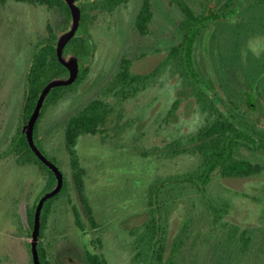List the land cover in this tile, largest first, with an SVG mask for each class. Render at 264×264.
<instances>
[{"label": "rangeland", "instance_id": "rangeland-1", "mask_svg": "<svg viewBox=\"0 0 264 264\" xmlns=\"http://www.w3.org/2000/svg\"><path fill=\"white\" fill-rule=\"evenodd\" d=\"M91 1L80 0L78 6ZM243 1L236 0L237 11ZM142 4L143 0H131L112 14L99 12L93 25L84 19L78 34L88 28L92 50L88 59L78 58L81 66L88 67V74L83 81L57 91L54 96L63 94L57 102H44L34 141L63 173L65 186L48 202L52 210L40 245L49 260L60 264H86L84 252L88 249L106 256L110 264L154 262L151 246L144 242L148 232L143 223L155 211L158 234L165 233L168 226V235L175 236L186 227L177 239L184 246L173 264H264V183L255 192V206L240 198L242 185L236 184L240 179L215 176L205 198H193L196 194L190 184L159 183L171 175L193 171L200 161L196 154L175 156L166 150L174 141L196 133L208 115L189 94L176 61L170 60L167 66L165 62L171 48L182 41L180 5L188 4L198 14L201 0H155L150 32L145 36L134 30ZM217 6L219 3H212L213 12ZM59 17L60 10L46 4L0 0V264H31L27 210L52 189L50 173L32 153L20 150L19 143L33 56L38 43L47 39L49 28H56ZM240 20L239 15L227 17L219 31L215 25L202 29L200 38L206 46L197 48L195 63L203 69L204 78L213 75L214 57L226 59L232 52L236 54L241 39L252 33L251 27L239 35ZM249 46L252 49V39ZM71 49L69 45L66 51ZM125 57L131 60L132 74L149 75L160 69L136 94L127 96L110 89ZM201 82L199 88L216 102L211 83ZM218 90L226 102L223 91ZM94 99L113 106L103 132L81 136L76 146L86 172L85 193L95 225L88 220L75 190L64 134L68 119ZM176 99L181 104L170 116ZM222 104L219 101L218 106ZM249 109L241 107L246 119L252 118ZM241 155L248 157L249 152L243 149ZM254 182L252 179L251 185ZM74 207L81 214L84 230L76 223ZM244 227L248 233L241 237Z\"/></svg>", "mask_w": 264, "mask_h": 264}, {"label": "trees", "instance_id": "trees-1", "mask_svg": "<svg viewBox=\"0 0 264 264\" xmlns=\"http://www.w3.org/2000/svg\"><path fill=\"white\" fill-rule=\"evenodd\" d=\"M31 3H42L54 4L61 8L59 27L61 31L65 32L71 26V14L68 8V5L63 0H20ZM125 0H100L99 3L86 2L82 4V19L80 27L84 19L88 22L93 18L89 13L98 8H110L115 4L120 3ZM172 1V0H171ZM212 2L213 0H208ZM220 1V0H219ZM248 2H252L248 0ZM256 6L260 7L258 9H264V0H255ZM153 0H145L141 10L139 11L136 19L135 30L145 36L150 32V24L154 17L153 12ZM236 0H224L223 5L221 6L218 13H214L215 20H220L222 18L231 17L237 14V8L235 7ZM184 13V19L181 23V28L183 32V40L173 48H171L168 61L165 62V65H168L170 60L176 61L177 68H179L180 73H183L185 77L186 88H192L190 94L195 96L198 103L202 104V110L209 113V118L206 125L200 127L196 133L187 135L185 138L178 139L174 141L171 145L166 147L168 154H182V153H192L199 154L202 157L201 165L199 166L197 172L193 174H183L177 176L166 177L159 183H169L170 185H176L177 187L182 186L188 182H199L207 183L210 180L211 172L218 166L226 164V170H230L232 175H240L241 173H246L250 169L248 162L244 161H234L232 158V143L235 139H245V136L242 132H239L237 128L234 127L231 119L236 118L235 115L231 114L228 117L213 103V100L208 98L207 95L202 92L199 88L200 80H196L194 77V48L195 45L200 42V35L202 31V24L198 26L199 20L202 17L201 15H195V13L190 10L187 5H180ZM252 8V3L250 7ZM257 22H263L264 17H254ZM199 21V22H198ZM198 26L196 30H193V26ZM241 30L246 27L248 29L249 25H252V17H247L244 22L241 24ZM205 25H203L204 27ZM79 27V29H80ZM59 30V29H58ZM79 32V30H78ZM77 34L71 39L64 50V55L75 54V56L81 59H88L91 55V46H90V34L88 28L85 29L80 35ZM56 43H57V34L53 28H49V35L46 40L40 41L33 58V63L27 75V92L25 96V105H24V116L27 123L31 114L33 113L38 98L41 94L43 88L54 78L61 76H68V70L58 61L56 54ZM69 45H72L71 51H66ZM240 57V52L236 54L231 53L228 59H223V65L233 66L235 60ZM228 67H226L227 69ZM193 69V74L190 75V70ZM242 69H244L242 67ZM256 69H264V56L261 59L256 61ZM160 69H156L149 75H136L131 73V60L127 57L121 60L120 70L116 74L114 80L111 83L110 89H113V92L117 95H133L136 94L138 87L143 84L146 80L151 77H155L158 74ZM88 74V68H84L80 73L78 79L75 83L83 81ZM191 81L193 84L190 85ZM74 84V83H73ZM68 87V86H66ZM64 87H58L53 89L46 100L49 99L50 103H55L62 98L63 94H54L62 90ZM136 90V91H135ZM53 93V94H52ZM52 94V96H50ZM45 100V101H46ZM181 104V99H176L173 103V106L169 112L170 116H174L178 106ZM113 111V106L103 99H94L88 105H86L80 112L70 117L65 125V144L66 150L70 157V165L72 169V177L75 190L78 197L84 207V211L88 220L95 225V220L93 217V211L89 205L88 197L85 193V170L81 166L79 157L77 154L76 146L78 140L83 135H97L103 132L104 127ZM42 114V112H41ZM22 134V133H21ZM20 150H27L32 153L37 161L42 167H44L51 175L50 188L53 190L54 186L57 183V180L52 173V171L47 168L33 153L27 139L24 134L20 140ZM50 182V181H49ZM158 183V185H159ZM65 186V179L63 187ZM61 189V191H62ZM199 189V187H198ZM200 191L204 193V187ZM153 193V191H152ZM58 196V195H56ZM55 196V197H56ZM49 202V201H48ZM46 203L45 206L49 203ZM152 203V202H151ZM44 206V208H45ZM36 205L33 207L29 214V224L33 228L34 224V213ZM51 208H47L46 211L43 209L42 212V221L44 222L47 213L49 214ZM155 211H153V218L150 223H146V230L148 232L147 236L144 238V242L148 243L151 246V249H155L157 243L155 242V236L157 233V224L155 219ZM80 222V221H79ZM81 223V222H80ZM98 245H102L100 239H97ZM178 246V244H177ZM164 244L161 245L159 250H152L154 254L156 253L158 259L156 261H161V255L163 253ZM39 249L40 260L43 264H50L48 261H45V252L41 247ZM158 252V253H157ZM90 264H107L106 260L101 255H90L88 258Z\"/></svg>", "mask_w": 264, "mask_h": 264}, {"label": "flooded vegetation", "instance_id": "flooded-vegetation-1", "mask_svg": "<svg viewBox=\"0 0 264 264\" xmlns=\"http://www.w3.org/2000/svg\"><path fill=\"white\" fill-rule=\"evenodd\" d=\"M16 1L24 2L27 4H34V5L38 4V3L35 4V3L25 2V1H20V0H16ZM79 1H77L76 3L78 4ZM94 1L95 0H93L92 2H94ZM99 1L100 0H98V2L97 1L96 2L99 3ZM130 1L131 0L121 1L120 3L115 4L114 6H112L110 8H98L94 11H91L89 14L92 15L93 18L90 20V23H92V25H93V23L97 20V13L105 12V13L112 14L118 7L125 5V4L129 3ZM144 1L145 0H143V3H144ZM172 1H174V0H172ZM251 1H252L251 2L252 8H249L251 3L248 2V0H244L242 2L241 9L239 11H237V14H236V15H239L241 18V20L237 24V25H239V28H240L239 35L241 36L248 29H251V27H252V33H250L245 39H241L243 41V44L238 49V51L240 52V57H238L235 60L234 65L233 66L223 65V59H219L218 57H214L212 59V61H213V65H212L213 75L210 79L204 78L203 69L201 67L199 68L195 63V55H196L197 48L202 47L203 49H205V46H206L205 39L201 38L200 42H198L194 48L193 65H194V72L195 73L193 74V69L190 70V75L193 74L196 80H200V85L202 84L201 81H208L211 83L210 87L212 88V91L214 92L217 101L215 102V99L210 97L209 93L207 94L204 91L203 92L207 95L208 98L213 100V103L215 104V106L218 107L227 117L231 114L236 116V118L231 119V121H232L234 127L237 128L239 130V132H242V134L245 136V139H241V140L235 139L234 140V142L232 143V158L234 161L238 160V161L248 162L250 165V169L246 173H241L240 175H232V174H230L229 169L226 170V168H225L226 164L225 163L222 165H218L211 172L210 180L207 183L199 182L196 184L195 182L191 181V182H188V183L183 185V186H185V185L190 184L192 186V191L194 190V193L196 194L193 198H205L206 196H209L210 195L209 188L212 185L213 179L215 178V176H218L217 178H219V180L224 179V178L225 179H234L235 178V179L242 180V181H237V183H236L238 185H242L241 189H239V190L243 191V193L240 195V198L243 197L242 199H246V200L248 199V200H250L249 202H251V204L254 205V203H255V192L258 190V186H260V183H264V180L257 181L258 179L264 178V69H256L257 59H261L264 56V25H263V22H257L256 18H254L256 16L263 18L264 17V9H258L260 7L256 6L255 0H251ZM154 2H155V0H153V3H152L153 4V10H154ZM170 2H171V0H170ZM212 3H216V5L219 3V7L217 6L216 9H214L216 11H214V12L212 11V8H211ZM223 3H224V0H220V1L219 0H213L212 2H209L208 0H201V6H200L201 11L195 15H201L202 13H204L205 15L203 16V14H202L203 17H201L200 20L204 19L205 17L211 16L210 19H208L206 22L202 23V29L204 28L203 25H215V26H217L216 31H219V28H221V26H222L221 25L222 19H224V18H222L220 20H215L214 13H218V11H220ZM40 4L49 5L51 8L55 7L57 9H59L60 13H61V8L57 5L47 4L45 2H42ZM68 8H69V6H68ZM141 8H142V6H141ZM69 10H70V8H69ZM204 11H206V12H204ZM70 14H71V11H70ZM236 15H234V16H236ZM234 16H231L230 18H232ZM250 16L252 17V25H249L248 29H246V27L244 26V28L241 30L240 24L242 22H244V20H246L247 17H250ZM136 19H137V16H136ZM59 20H60V17H59ZM59 20H58L56 28H54V30L56 31V34H57V40H58L59 36L63 33L61 31V27H59ZM71 22H72V17H71ZM135 25H136V20H135ZM135 25H134V30H135ZM57 29H59V30H57ZM78 30H79V28H78ZM135 33L137 34L138 32L135 30ZM251 39H252V49L249 46V41ZM182 40H183V36H182ZM70 55H72V54L69 53L66 55V57H68ZM226 59H228V58H226ZM226 67H228V68L226 69ZM242 67L244 69H242ZM86 68H88V67H86ZM237 72H238V74H237ZM68 76H69V71H68ZM182 76L184 77V75H182ZM188 82H190V85L192 84V82L190 80ZM192 87H193V84H192ZM218 88L221 89L223 91L224 95L226 96V98H227L226 102L221 97V94H219ZM188 89L191 92L192 88H188ZM26 92H27V89H26ZM190 92H189V94H190ZM250 95H252V102H250ZM219 101H223V104H222L223 107L218 106ZM241 103L244 106L246 105L247 107L250 108L249 112L251 111L252 118L246 119V117L241 114V112H242L241 107L243 106V105H240ZM24 105H25V102H24ZM201 109H202V104H201ZM205 112L207 113L206 115H208V118H209V113L207 111H205ZM41 116H42V114H40V116L36 122L34 134H35L37 123H38L39 119L41 118ZM208 118H207V120H208ZM29 119H28V121H29ZM251 119H252V121H251ZM28 121H27V123H28ZM25 122H26L25 116L23 115L22 134H24V135H25L24 125L27 124ZM206 123H207V121H206ZM247 125H252L251 129H248ZM242 127H243V129H242ZM25 137H26V135H25ZM243 149H245L247 152H249L248 157L241 155V151ZM185 153H187V152H185ZM174 155L176 156V154H174ZM196 155L199 156V160H200L199 164L197 165V167L193 171L186 172L184 174H193L194 172H197L199 166L201 165L202 157L197 153H196ZM174 175H171V176H174ZM258 176H259V178H258ZM252 179L255 180L253 185H251ZM46 184H48L47 181H46ZM244 184H247L249 186L246 188H243ZM56 185H57V183H56ZM198 187H199V189H198ZM203 187L205 190L204 193H202L200 191V188L202 189ZM251 188H252V190H251L252 193H249V189H251ZM54 197H52V198H54ZM40 199H38L35 203L36 208H37V205H38ZM45 204H44V206H45ZM35 205H33V207ZM44 206H43V209H45V211L48 207L51 209H50L49 214L47 213L44 222L42 221L43 209L41 211V227H40V234H39V238H38V247L40 246L41 249H43V250H44V248H43V245H40L41 244L40 241L43 240V238H44L42 233L46 229L48 216L51 214V210H52V207L50 205L47 204V206H45V208H44ZM33 207L31 209L28 207V210H27V219H28L27 236L30 240L31 264H34L33 255H32V247H31L33 228H31L30 224H29V214H30L31 210L33 209ZM36 208H35V212H36ZM73 212H74V215L76 218L77 225L82 230H84V225L81 221V214H80L79 210L76 207H74ZM153 217H154L153 214L149 215V219H148V221H146V223L147 222L150 223V221ZM34 218H35V213H34ZM155 219H156V215H155ZM146 223H143V226L145 227V229H147ZM236 226H238L240 229L242 227V226L240 227L239 225H236ZM33 227H34V224H33ZM167 227H166V231H164L165 233L158 234V231H157L155 239H154L155 242L157 243V246L155 247V249L154 248L151 249L152 256L154 255V258L157 260L159 256L157 257L156 253L154 254V251H152V250H159L161 248V245L164 244L163 253L161 255V261L152 262V259H151L148 262H143L144 260H142L141 262H139V264L142 262H143L142 264H164V263L165 264H173L175 262L177 254L179 252H181L180 250L184 246V245L181 246L182 243L178 242L177 239L181 234H183V231L186 229V227L182 226L180 232L175 236H172L171 234L168 235V228ZM245 228H248V227H244V229ZM254 231H255V227H252V234H251L252 237H253ZM238 232H239V230H238ZM247 233H248V229L241 231V237H244L245 234H247ZM177 244H178V246H177ZM96 254H97L96 252H90L88 249L87 251L84 252V262L86 264H90V262L88 261V258H90V255H96ZM38 255H39V249H38ZM97 255H99V254H97ZM100 255L103 257V255L101 253H100ZM103 258L106 260L107 264H110V262L106 259V256ZM39 260H40V256H39ZM45 261H48V263H50V264H60L59 262H53V261L49 260L48 255L46 253H45ZM40 264H43L41 262V260H40Z\"/></svg>", "mask_w": 264, "mask_h": 264}, {"label": "water", "instance_id": "water-1", "mask_svg": "<svg viewBox=\"0 0 264 264\" xmlns=\"http://www.w3.org/2000/svg\"><path fill=\"white\" fill-rule=\"evenodd\" d=\"M63 1L70 8L72 22L69 29L63 32L59 36L56 44V54L58 61L69 71V76L66 79L52 80L43 88L28 123L24 125V133L26 135L30 148L36 154V156L54 173L57 179L56 187L51 192L47 193L45 196H43L40 199L36 208L34 227L32 233V243H31L34 264H40L39 255H38V238L41 227V211L43 209L44 204L61 191L64 183L63 173L59 170V168L56 165H54L50 160H48L42 154V152L37 148L34 141L35 125L42 112L44 102L47 96L49 95V93L55 88L70 86L73 83H75L80 73L84 69V66H81V62L77 56L75 55L68 57L64 56L65 47L71 41V39L76 35L78 28L80 26V22L82 19V9L76 3L79 0H63ZM210 18L211 16L205 17L199 22L198 26H200L202 23L206 22Z\"/></svg>", "mask_w": 264, "mask_h": 264}]
</instances>
